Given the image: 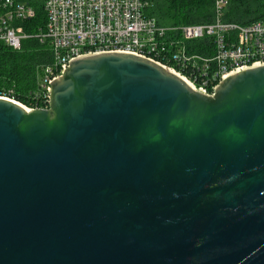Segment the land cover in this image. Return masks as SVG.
Wrapping results in <instances>:
<instances>
[{"label": "water", "instance_id": "1", "mask_svg": "<svg viewBox=\"0 0 264 264\" xmlns=\"http://www.w3.org/2000/svg\"><path fill=\"white\" fill-rule=\"evenodd\" d=\"M0 264H264V66L207 97L101 54L0 99Z\"/></svg>", "mask_w": 264, "mask_h": 264}, {"label": "built area", "instance_id": "2", "mask_svg": "<svg viewBox=\"0 0 264 264\" xmlns=\"http://www.w3.org/2000/svg\"><path fill=\"white\" fill-rule=\"evenodd\" d=\"M228 4L213 0L211 23L163 26L146 14L150 0H44L46 23L35 38L48 43L51 63L41 69L31 104H23L26 112L49 108L53 82L73 61L101 54L146 59L213 97L231 75L264 66V19L227 23ZM34 17L26 0H0V45L19 51L32 37L21 23ZM11 93L2 97L15 101Z\"/></svg>", "mask_w": 264, "mask_h": 264}, {"label": "trees", "instance_id": "3", "mask_svg": "<svg viewBox=\"0 0 264 264\" xmlns=\"http://www.w3.org/2000/svg\"><path fill=\"white\" fill-rule=\"evenodd\" d=\"M35 17L22 22L32 37L19 51L0 45V97L9 94L15 101L31 104L43 66L51 63L48 43L35 38L45 27L44 0H26ZM146 14L163 26L206 24L213 21V0H150ZM264 19V0H229L225 22L248 25Z\"/></svg>", "mask_w": 264, "mask_h": 264}, {"label": "bare ground", "instance_id": "4", "mask_svg": "<svg viewBox=\"0 0 264 264\" xmlns=\"http://www.w3.org/2000/svg\"><path fill=\"white\" fill-rule=\"evenodd\" d=\"M169 72H170V71H169ZM171 73H172V72H171ZM173 74H174V73H173ZM174 75H175V74H174ZM177 77H178V76H177ZM0 99H5V100H7V101L13 102V103H15V104L21 106L23 109H25V111H27L26 108H24V106H22L21 104H19V103L16 102V101H13V100L8 99V98H5V97H0Z\"/></svg>", "mask_w": 264, "mask_h": 264}, {"label": "rangeland", "instance_id": "5", "mask_svg": "<svg viewBox=\"0 0 264 264\" xmlns=\"http://www.w3.org/2000/svg\"><path fill=\"white\" fill-rule=\"evenodd\" d=\"M19 104H21L20 102H18ZM23 106V104H21Z\"/></svg>", "mask_w": 264, "mask_h": 264}]
</instances>
